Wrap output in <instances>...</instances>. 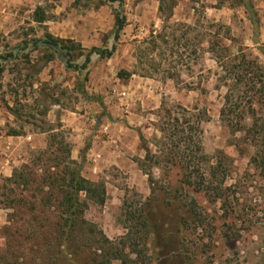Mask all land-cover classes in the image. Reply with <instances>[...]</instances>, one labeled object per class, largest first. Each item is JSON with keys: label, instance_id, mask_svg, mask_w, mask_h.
<instances>
[{"label": "rangeland", "instance_id": "obj_1", "mask_svg": "<svg viewBox=\"0 0 264 264\" xmlns=\"http://www.w3.org/2000/svg\"><path fill=\"white\" fill-rule=\"evenodd\" d=\"M82 1L78 0L76 6L91 1L96 7L108 4L114 16L119 13L125 18L118 40L114 44L104 40L103 47L114 46L115 52L108 59L99 57L94 61V78L91 60L85 70L76 73L63 63L68 56L40 43L38 46L32 43L44 37V26L35 20L50 16L53 2L23 1L19 4L23 10L3 18V27H0V134L16 131L32 135V130L45 132L61 125L56 131L64 134L72 150L76 136L71 137L72 131L62 127L59 117L54 118V112L50 118L46 117L47 106L59 102L63 108L84 116V126L91 133L77 139L81 144L79 159L75 161L82 162L83 177L104 186L105 201L100 205L81 193L80 200L87 203L82 218L93 223L95 231L102 232L107 239L120 242L129 261L126 264H140V259L129 249L144 240L149 258L146 264L159 259L162 264H264V160L259 161L264 154V130L256 133L252 129L255 122L264 124V103L249 105L240 94L227 104L230 120L222 121L227 88L220 80L222 70L209 50L213 42L217 50L225 47L227 54L245 56L264 68V0ZM6 5L4 8L8 7ZM5 29L7 36L3 34ZM72 60L73 65H81L84 56L76 49ZM44 67L50 78L42 82L38 74ZM120 70L131 72L137 79L142 77L162 84V95L157 92L155 104L154 98L145 96L148 103L140 106V126H133V121L128 127L137 142L135 152H129L134 165L118 168L104 164L94 169L85 159L92 131H98L102 125L111 127L118 121L127 126L121 107L127 98L125 87L131 76L118 78ZM36 81L41 85L39 91L32 88ZM78 86L91 98H99V102L88 101L95 102L97 108L80 104L84 99ZM238 97L242 98L241 102ZM178 104L196 109L195 112L204 117L200 126L205 158L201 160L199 171L195 166L188 169L198 172L189 178V192L181 187L177 170L169 166L174 151L170 143L171 130L161 131L162 122L167 120L162 109ZM10 109H15L18 116ZM43 112L45 115L41 114ZM136 119L138 121L137 116ZM235 120H238L237 126L233 125ZM33 123L35 125H31ZM48 135L47 131L43 135L46 142ZM253 135L257 137L255 140ZM27 143L15 145L11 150H0V162L8 163L12 171L28 163L40 149ZM184 147L181 145L180 150L186 156ZM216 165L213 176L212 167ZM5 179L0 174V264H15L11 252L20 262L29 264L30 252L25 248L29 244L20 245L21 250L14 242L7 247L8 239L11 240L8 230L15 229V220L25 216L18 211H24L27 206H20L15 213L6 207L13 197L18 199L26 195L20 194L19 188ZM221 179L224 197L210 202L208 197L213 193L208 192L207 186L216 187ZM189 207L196 211V216H192L190 226L179 230L177 218L180 215L189 218ZM227 207L232 208L229 219L223 217ZM141 213L149 224L146 234L136 230L140 227L138 216ZM94 236L96 240L100 237L98 233ZM122 241L125 245H121ZM166 253L170 254L165 256ZM87 255L88 252H81V258L74 264H82ZM171 255L179 259L172 263ZM105 264H124V261L112 260Z\"/></svg>", "mask_w": 264, "mask_h": 264}, {"label": "trees", "instance_id": "obj_2", "mask_svg": "<svg viewBox=\"0 0 264 264\" xmlns=\"http://www.w3.org/2000/svg\"><path fill=\"white\" fill-rule=\"evenodd\" d=\"M106 1L114 2L117 0ZM44 20L45 16H41L35 21L41 24ZM124 25L125 18L116 13L113 26V39L115 41L118 40L119 32ZM32 43L35 46H38V43H46L55 47L59 46L68 56L66 66L72 68L76 73L86 69L92 54H97L100 58H110L115 52L114 46L110 49L91 47L82 54L85 49L79 43L70 39H56L49 34H44L43 38L34 39ZM212 43L210 42L209 50L217 66L222 70L223 75L220 80H223L227 88L224 108L221 110L222 121L230 120L227 104L232 98L240 94L243 95V100L246 99L249 105H263L264 68L254 60H248L245 56L227 54L225 47H222L221 51L217 50ZM76 49L79 51L80 56H84V61L81 65H73L71 63L73 61V51ZM48 60L50 61V58ZM131 75V72L125 70H120L117 73L118 78H129ZM78 91L81 93L82 99L89 102H99V98H91L79 86ZM242 98H240V102ZM10 110L16 117L18 116L15 109ZM162 110H164L167 120L162 122L161 131L171 130L172 139L170 143L174 150L169 166L177 170L180 175L179 183L182 185L181 187L185 192H189V178L191 175L198 174L197 170L201 169V160L205 158L201 144L202 129L200 126L204 117L203 115L199 116V113L195 112L196 109L190 110L179 104L173 107H165ZM45 113L41 114L45 115ZM233 125L237 126L238 120H235ZM60 127L61 125H58L56 129ZM56 129L46 130L49 138L45 148L35 153L36 157L32 155L28 163L14 169L12 175L5 179L6 182L19 188L20 194L26 195V197L22 196L18 199L13 197L12 200L7 201L6 207L12 209V212L15 213L20 206H27L24 211H18L19 214H25V216L18 217L15 220V229L8 230V236L11 240L8 239L7 247L9 248L11 245L10 242H14L18 244V248L21 250L23 244H29L25 247L26 251L30 252L29 264H74L75 260L78 261L81 258V252H88L86 259L81 262L82 264H105L112 260H121L122 263L124 261V264H126L128 261L126 259L127 256L123 247L119 245L120 242L114 243L107 239L102 232L95 231L93 223L82 218L83 211L87 208V203L81 201L79 195L84 193L88 199L102 205L105 201V188L103 185L82 176V162L78 164L71 159V147L63 138L64 134L57 132ZM252 129L253 131L256 130V133L257 131H262L264 130V124L259 125L255 122L252 125ZM8 134L19 135L16 131H11ZM253 136L255 140L257 137ZM181 145L185 146L183 149H186V156L183 150H180ZM81 158L83 161V156ZM260 160H264V154H261ZM194 166L198 168L196 171L188 170L190 167L194 168ZM216 167L217 165L212 167L213 176L217 171ZM222 179L216 187L207 186L208 192L213 193L208 197L210 202L224 197L222 195V192H224L221 186ZM176 201L178 204L181 203V200ZM193 203L194 201L192 205ZM223 203L226 204L225 198ZM230 208H226L223 217L228 218V215L232 212V208ZM187 210L191 215L189 218L185 215H180L177 218L179 230L190 226L192 216H196V211L192 207L187 208ZM130 217L134 216L130 215ZM138 218L140 227H137L136 230L144 234L148 233L149 224L147 217H145L144 213H141ZM95 233L100 235L98 240L95 239ZM127 239L131 240L129 236ZM121 245H125V241H122ZM203 246L202 248H204ZM146 248L144 240L141 244L134 243L129 252L140 259V264H146L145 261H149ZM9 254L15 258L13 263L23 264L16 258L14 252ZM166 254L165 256H168L170 253ZM146 257L147 259H145ZM170 258L172 263L179 259L177 256L172 255ZM160 260L157 262L154 260L152 264H162ZM171 262L168 261L167 263Z\"/></svg>", "mask_w": 264, "mask_h": 264}, {"label": "crops", "instance_id": "obj_3", "mask_svg": "<svg viewBox=\"0 0 264 264\" xmlns=\"http://www.w3.org/2000/svg\"><path fill=\"white\" fill-rule=\"evenodd\" d=\"M23 1H29L32 4H39L43 0H9L7 2L0 0V27H3V18L6 16L8 17L9 13L16 14L17 11L23 10L19 6V4H23ZM49 1L53 2V7L50 10V16H46L45 20L41 23V25L44 26V34H49L56 39H70L79 43L84 49H90L91 47L106 48L103 47L104 40L107 42L110 41L112 44L115 43L113 33L111 34L114 26V15L109 9L108 4H102L96 7L94 6V1H91L87 4L85 2V5L80 7L76 6V2L78 0ZM83 2L84 0L81 3ZM5 5L8 7L4 8ZM27 5L28 3H25V6ZM2 11H6V13H3ZM46 14L48 13L46 12ZM0 33H2L1 30ZM3 34L6 36L8 35L6 29L3 31ZM97 59H99L97 54L90 56L93 78L94 70L96 69L93 65L94 61L96 62ZM50 63V61L47 62V65L49 66ZM38 76H40V80L42 82L48 81L50 78V75L48 74V71L45 70V67L43 68V71L38 74ZM149 81L151 83H149ZM39 87H41V85L37 81L32 84V88L34 90L37 88L39 91ZM162 87V84L156 81L146 80L142 77L137 79L133 74L131 75V78L128 80L125 87L127 98L125 99V102L122 103L123 106L121 107L122 112H125L124 117L127 120V126H125L123 122L118 121L111 127L110 125H102V128L99 127L98 131H96V129L92 131V135L89 138L90 147L85 153V159L87 160L86 164L88 166L97 169L104 166V164L105 166L114 165L118 168L131 167L134 165V162L129 158L132 156L129 152H132V154L135 152L137 142L134 140L133 131L128 127L131 126L133 121V126H140V106L143 107L148 103L145 96L151 97L152 99L154 98L153 102L155 104L157 102V92H160L159 96L162 95ZM94 90L97 89H93V91ZM81 102L80 104H84L88 108L91 106L97 108L95 102L93 103L94 105L85 100L83 101L84 103ZM9 107H11V105H9ZM47 107L48 110L46 117L50 118L51 113L54 112V118L59 117V122L62 124V127L72 131L71 137L76 136L74 141H72L73 145L72 150L70 151V156L71 159L78 160V151L80 149L81 142L77 139L83 138L86 134L91 133L88 128L84 126V116L77 114L73 110L63 108L59 102H54L53 104L49 103V106ZM136 116L138 117V121ZM12 118L16 117L12 116ZM31 125L35 124L33 123ZM22 128L23 131L26 130L24 126H22ZM27 133H30V131H27ZM31 133L33 134L9 135L8 133L2 132L0 134V150H11L15 145L19 146L21 143L24 144L26 141L31 143L30 145L32 148H39L40 150L44 149L46 141L43 135L46 134V132H39V130L36 132L32 130ZM0 174L2 177H10L12 174V167L9 166L8 163L5 165L4 162L1 161ZM1 222L2 221L0 220V223Z\"/></svg>", "mask_w": 264, "mask_h": 264}, {"label": "water", "instance_id": "obj_4", "mask_svg": "<svg viewBox=\"0 0 264 264\" xmlns=\"http://www.w3.org/2000/svg\"><path fill=\"white\" fill-rule=\"evenodd\" d=\"M41 46H45V47H48V48H51L53 49L56 53H59V54H63L64 56H66V54L64 52H62V50L60 49L59 46H51V45H48L46 43H40ZM65 65H66V61L63 62Z\"/></svg>", "mask_w": 264, "mask_h": 264}, {"label": "built area", "instance_id": "obj_5", "mask_svg": "<svg viewBox=\"0 0 264 264\" xmlns=\"http://www.w3.org/2000/svg\"><path fill=\"white\" fill-rule=\"evenodd\" d=\"M124 93H122V95H123Z\"/></svg>", "mask_w": 264, "mask_h": 264}]
</instances>
